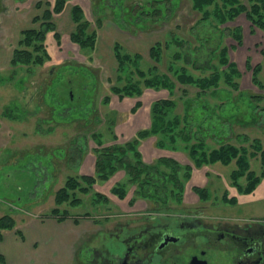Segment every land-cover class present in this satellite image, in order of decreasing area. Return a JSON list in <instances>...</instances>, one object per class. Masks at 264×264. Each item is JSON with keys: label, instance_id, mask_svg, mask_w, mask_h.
Here are the masks:
<instances>
[{"label": "rangeland", "instance_id": "374dc122", "mask_svg": "<svg viewBox=\"0 0 264 264\" xmlns=\"http://www.w3.org/2000/svg\"><path fill=\"white\" fill-rule=\"evenodd\" d=\"M52 1L0 0V217L6 214L15 220V226L1 231L0 264H101L102 248H114L111 242L118 236L143 230L153 220L155 224L159 214H182L201 223L264 225V167L254 149L255 140L264 146V124H255L252 118L264 109V98L251 100V95H264L262 30L244 13L222 25L213 16L201 19L190 0H174L176 5L168 4L170 10L155 21L146 17L154 0H68L52 19L60 44L51 32L46 36L50 60L31 69L10 65L20 33L37 27L41 20L33 18L51 8ZM74 4L82 8L83 20L90 22L89 31H95L93 45L81 47L70 38L76 27L71 19ZM137 9L146 15L142 21L136 19ZM233 27L241 28L240 43L229 33ZM156 41L169 45L158 60L149 57ZM116 44L131 54L120 65L114 54ZM223 48L237 71L232 76L237 88L221 73L228 65L219 64ZM257 63L260 85L252 78ZM184 67L195 79L218 69V87L202 91L194 84L180 83L176 70ZM137 69L146 76L141 77ZM161 75H168L171 89L145 82L146 77ZM133 81L141 93L126 95L134 92ZM114 86L121 88L114 91ZM161 99H172L167 118L173 122L178 117L180 124L171 133L168 124L140 136L139 132L151 129V107ZM129 141H134L135 151L127 150L125 158L133 159L136 152L143 164L168 174L174 167L160 159L187 167L188 177L186 169L178 174L180 195L172 182L166 183L167 194L158 199V195L140 194L143 179H135L123 166L99 178L96 150ZM199 142L207 153L222 145L246 149L250 169L262 175L255 189L243 194L233 185L237 156L227 163L196 164L190 151ZM81 175L95 177L90 191L81 182L70 199L56 204L57 192L67 179ZM239 181L243 185L244 177ZM196 188L205 189L208 197ZM244 195L249 200L240 203L238 197ZM230 197H236V202L227 201ZM73 199L79 201L72 203ZM55 206L67 211L65 219L50 215ZM209 259L208 264L228 263L223 252Z\"/></svg>", "mask_w": 264, "mask_h": 264}, {"label": "trees", "instance_id": "16d2710c", "mask_svg": "<svg viewBox=\"0 0 264 264\" xmlns=\"http://www.w3.org/2000/svg\"><path fill=\"white\" fill-rule=\"evenodd\" d=\"M67 1L68 0H53L51 8L46 7L42 11V14L40 16L37 15L33 18L34 21L41 20L40 24L37 27L25 29L20 33L16 47L13 49L12 56L10 57L9 60L10 65H25L27 69H31L34 66L43 65L45 62L50 60L51 54L49 53L47 44L45 42L46 36L47 33L51 32L56 43L60 44L61 38L56 30V25L54 21H52V19L55 15L62 12ZM190 2L193 10L199 13L201 12L202 14L201 19H207L208 17L213 16L218 21L219 25L225 24L229 20H234L239 14L244 13L247 20H249L252 25L262 30L263 39H264V0H247L246 5L242 3V0H190ZM119 3L121 2L119 1ZM170 3L173 4L172 7L176 5V2H174V0H172L171 2L170 0H154L153 6H149L148 8V12H147L148 15L145 16L148 18L150 16L153 17L154 21L159 20L162 16L166 15V12L169 9L168 4ZM210 7L212 8L210 9ZM140 13L142 12L138 11L137 9L135 16L136 19L142 21V19H145L146 17L142 16ZM71 19L75 23L76 27L75 30H73V32L71 33L70 38L74 42H77L78 45L81 47H87L91 44L93 45L94 42H92V38L95 35V31H89L90 22L83 20V10L80 7V5L74 4L72 6ZM139 21L137 22L139 23ZM229 33L232 34V36H234V38L240 43L241 40L240 27H233L232 29H229ZM176 42L178 44L181 43V41L179 43V41L177 40ZM166 46L169 47L167 41H164V44L162 43V41H156L149 49V57L153 58L154 60H158L161 51ZM260 52L264 55V49L261 50ZM114 54L117 60H120L118 65H120L122 59L129 60L131 56V54H129L124 50L121 44H116L114 46ZM220 54L221 57L219 60V64L220 65L228 64L226 65V68L222 70V72L219 71L218 69H213L210 76H204V77H200L199 79H195L192 74L187 73V70L184 67L181 68L179 71L176 70L177 80L180 83L194 84L200 90L204 91L211 87H215V88L218 87V83L220 80V72H221V73H225L227 83H230L233 88H237L238 83L232 81V76L237 74L235 66L232 62H229L228 58L226 57L224 48L222 49ZM135 56L139 58V55H135ZM178 57H179V53L176 52L175 58ZM260 69L261 66L260 64L257 63L254 66V75L252 76L253 81L255 83H258L259 85H260V81L257 78V74L259 73ZM118 70H119V66H118ZM137 70H138L137 73H139L141 77L146 76V74L143 71H141L140 69ZM119 76L120 74H118L117 78H119ZM145 82L147 83L148 86H151L154 83H162L163 87H167L169 89H171L172 86H174L168 75H161L158 78L146 77ZM136 83L137 82H134V85H136L133 88L134 92L128 91L129 93H125L126 95H137L138 93H141ZM124 86L125 85H123V87ZM117 88H121V87L114 86L113 90L115 91L117 90ZM251 97H252L251 100H253L252 102H254L264 98V95L257 94V95H251ZM139 102L140 101H137L136 105H138ZM172 106H174V102L172 101V99H161L155 101L151 107V117H152L151 129L145 130L143 132H139L138 134L140 136H148L157 132L158 130L165 129V127H168V124H170L171 126V130L169 133L173 132V130L176 129V127L180 124V122L178 117H176V119L173 122L168 120L167 118L168 113L172 109ZM134 110L135 108L133 109V111ZM260 111H261L260 114H257L256 117L254 116L252 118L255 120V124L263 125L264 109L259 110V112ZM134 145H135L134 141L133 142L129 141L127 144H125V146L113 145L111 146V148L107 147L101 150H96L97 160L95 166H96V172L99 173L100 176L99 178L101 179L107 178L110 174L114 173V171H116V169L119 166H123L125 168V171L130 173L135 179L138 178L143 179V182L141 184L143 191H141L140 194L152 198H154V195H158L155 196V198L158 199L160 198L162 193L163 194L166 193V189H165L166 183L172 182L174 183L175 189H178L177 195H180L179 192L181 193L182 182L179 179L178 174L181 169H186V171L184 170L185 177H188L187 167L185 166L184 168H181L182 166L177 164L176 161L172 159H168V158L160 159L162 164L164 163V165H169V166L172 165V167H174L173 172L168 174L166 171L159 169L158 166L157 168L155 167L151 168L143 164V162L140 159V156L136 152L133 159L125 158L124 156L127 150L135 151ZM203 147L204 144H202L201 142L191 147L190 156L193 159H195L196 164L211 163L215 161H221L223 163H227L230 161L231 158L237 156L236 158L237 169H235L231 175L233 178V185L236 187L239 193H243V194L250 193L255 189L256 184L259 182L260 177L262 175H258L254 170L250 169V163L248 157H246V149L241 148L240 150L239 148L234 146L222 145V147H219L218 149L211 151V153H207L206 151L203 150ZM254 149L259 152L260 163L264 167V146H261L259 144V140H255ZM122 162H126L127 164H123ZM134 162L137 163L133 164ZM142 174H144V177H141ZM241 176H243L245 180V183L243 185H241L239 181V178ZM94 178L86 175L69 177L65 185L58 190L57 195L55 197V203L60 204L63 201L70 199V196L75 193L76 187H78V185H80L81 182H83L82 184L84 183L86 185L88 184L86 187H82V188H84L86 192L90 191ZM114 189L117 191V188ZM123 189H124L123 187H121V189L119 188L122 194L124 193ZM196 191L199 194H201L203 198L208 197V193L205 189L196 188ZM223 198L225 200L226 195L223 196ZM165 200L166 199L164 198L163 201ZM236 200H237L236 197L227 198V201L231 203L236 202ZM73 201L72 203L75 202L77 203L79 200L73 199ZM60 210L61 209L59 208V206H55L50 209V215L56 216L58 220L65 219L68 215L67 211L66 210L60 211ZM13 226H15V220L10 215L5 214L1 216L0 239H1V231L4 229L12 228ZM2 259L3 257L0 255V260Z\"/></svg>", "mask_w": 264, "mask_h": 264}, {"label": "flooded vegetation", "instance_id": "af4514ba", "mask_svg": "<svg viewBox=\"0 0 264 264\" xmlns=\"http://www.w3.org/2000/svg\"><path fill=\"white\" fill-rule=\"evenodd\" d=\"M163 216L159 214V220L143 230L118 236L111 242L114 248H102L101 264H208L209 255L218 252L227 255V264H264L261 223H201L182 214Z\"/></svg>", "mask_w": 264, "mask_h": 264}, {"label": "crops", "instance_id": "0c3cea01", "mask_svg": "<svg viewBox=\"0 0 264 264\" xmlns=\"http://www.w3.org/2000/svg\"><path fill=\"white\" fill-rule=\"evenodd\" d=\"M244 196H245V198H242V196L238 197V201H239L240 203H242V202H247V201L249 200V198L246 197V196H248V195H244Z\"/></svg>", "mask_w": 264, "mask_h": 264}, {"label": "bare ground", "instance_id": "6f19581e", "mask_svg": "<svg viewBox=\"0 0 264 264\" xmlns=\"http://www.w3.org/2000/svg\"><path fill=\"white\" fill-rule=\"evenodd\" d=\"M112 9V8H111ZM123 10V9H122ZM115 12V11H114ZM117 13V12H116ZM115 13V14H116ZM115 16V15H114ZM113 18V17H112ZM140 27H141V25H140ZM208 107V106H207ZM7 116V115H6ZM39 125V124H38ZM49 131H50V129H49ZM111 144V143H110ZM39 177V176H38ZM108 235V234H107ZM105 237V236H104ZM108 237V236H107ZM92 251V250H91ZM98 258V257H97Z\"/></svg>", "mask_w": 264, "mask_h": 264}]
</instances>
